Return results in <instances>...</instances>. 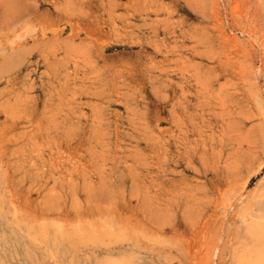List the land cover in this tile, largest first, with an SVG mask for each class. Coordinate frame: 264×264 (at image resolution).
Here are the masks:
<instances>
[{
    "label": "rangeland",
    "instance_id": "rangeland-1",
    "mask_svg": "<svg viewBox=\"0 0 264 264\" xmlns=\"http://www.w3.org/2000/svg\"><path fill=\"white\" fill-rule=\"evenodd\" d=\"M256 225L264 0H0V264H252Z\"/></svg>",
    "mask_w": 264,
    "mask_h": 264
},
{
    "label": "bare ground",
    "instance_id": "bare-ground-1",
    "mask_svg": "<svg viewBox=\"0 0 264 264\" xmlns=\"http://www.w3.org/2000/svg\"><path fill=\"white\" fill-rule=\"evenodd\" d=\"M14 204V203H13ZM245 219V218H244ZM258 233L261 234L264 238V226L256 225L251 227V233ZM261 249L256 250L255 252V261L252 264H264V242ZM249 255V254H248ZM242 256V255H241ZM250 256V255H249ZM241 258V257H240ZM244 261V260H243ZM126 263V262H125ZM247 263V262H246Z\"/></svg>",
    "mask_w": 264,
    "mask_h": 264
}]
</instances>
